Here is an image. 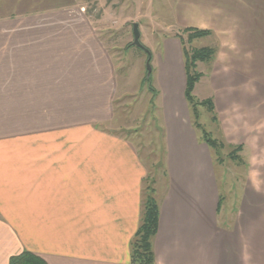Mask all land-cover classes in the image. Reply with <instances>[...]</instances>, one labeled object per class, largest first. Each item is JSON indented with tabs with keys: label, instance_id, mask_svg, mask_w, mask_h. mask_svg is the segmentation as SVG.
<instances>
[{
	"label": "crops",
	"instance_id": "1",
	"mask_svg": "<svg viewBox=\"0 0 264 264\" xmlns=\"http://www.w3.org/2000/svg\"><path fill=\"white\" fill-rule=\"evenodd\" d=\"M176 20L239 36V51L252 53L234 64L262 88L230 119L235 138L218 109L230 102L214 99L216 122L227 144L243 146L241 167H264V0H176ZM98 21L81 0H0V264L24 250L48 264H132L147 168L131 139L103 127L114 117L118 81ZM168 85L175 88V74ZM179 127L169 119L156 263L264 264V210L239 209L232 227L221 225L212 151ZM244 242H254L246 262Z\"/></svg>",
	"mask_w": 264,
	"mask_h": 264
},
{
	"label": "rangeland",
	"instance_id": "2",
	"mask_svg": "<svg viewBox=\"0 0 264 264\" xmlns=\"http://www.w3.org/2000/svg\"><path fill=\"white\" fill-rule=\"evenodd\" d=\"M175 1L81 0L87 13L93 19L100 20L98 24H100L101 36L113 56L116 67L118 85L113 107L114 117L103 127L135 143L141 160L147 168L143 191L146 193L150 187H153L158 202L162 200L161 197L169 184V165L172 156L169 119H173L177 127L181 125L178 130L187 132L193 138L195 145L204 146L200 137L201 132L195 129L191 108L184 97L186 74L183 49L193 51L210 47L216 50V54L211 59L196 63V70L202 76L193 93L198 100L213 98L217 104L232 102L231 106L229 103L228 107L221 109L218 105L221 116L225 123L227 122L226 133L229 137L235 138L237 134L235 132L237 125L230 119L237 117V113L238 117L241 116L240 111H246L241 104H245V100L247 103L251 101L254 92L262 88L249 68L235 67L234 63L237 60L243 65L245 60L252 58L251 52L239 51L236 44L239 36H217L212 33L191 39L189 36L194 31L175 21ZM134 23L139 24L141 43L151 52V85L155 88L156 95L149 89V83L145 79L148 54L145 49L133 44ZM174 66L175 73L173 69L170 70ZM174 74L173 89L169 87L168 80ZM174 90L181 100L180 108L175 104L177 98ZM231 96L237 97V101H229ZM199 109L201 111L199 121L203 127L214 138L224 140L218 123L213 119V114L204 106H200ZM242 134L245 137V134ZM231 150L232 148L227 145L222 148L223 163L215 160L214 153L211 154L212 159H210L220 195L224 198L221 207L216 211L217 220L221 225L229 227L234 225L235 214L239 209L264 210V200L254 201L251 198L254 196L264 199V167L259 166L260 163L256 160L255 167L252 170L248 169L247 172L245 167H241V164L229 157L228 153ZM180 153L182 156L187 155L185 149ZM257 153L256 151L255 156ZM244 156L246 159L251 156L250 143L245 146ZM261 158H264V154ZM216 193L218 192L215 191V199ZM215 202L217 200L213 202V209L216 208ZM253 243L244 242V262L253 251L245 247Z\"/></svg>",
	"mask_w": 264,
	"mask_h": 264
},
{
	"label": "trees",
	"instance_id": "3",
	"mask_svg": "<svg viewBox=\"0 0 264 264\" xmlns=\"http://www.w3.org/2000/svg\"><path fill=\"white\" fill-rule=\"evenodd\" d=\"M189 30L194 31L189 36L191 39L204 36L210 33V31L205 29L191 28ZM215 54L216 50L210 47H202L194 49L193 51H189L185 48L183 49L186 74V85L184 95L187 102L189 103L191 112L193 114V124L196 129L200 130L201 140L205 142L211 149L212 153L215 154V160L218 163H223L224 157L222 156L221 151L222 148L227 145L232 148V150L228 153L229 157L237 163L241 164L242 156L240 155V151L242 150L243 146L227 144L224 140L214 138L212 134L209 133L199 121L201 115V111L199 109L200 106L206 107L208 111L213 114V119L217 121V114L215 112V104L213 98L198 100V98H196L193 93L196 84L202 76V74L196 70V63L198 61L209 60ZM145 79L149 83V89L153 92L154 95H156V90L151 85L152 77H146ZM154 194L155 189L153 187H150L148 189V192L146 193H144L143 191V211L141 222L131 242L130 260L132 264H157L153 247V240L157 234L159 227L160 206ZM223 199V195H219L217 210L221 207ZM9 264L48 263L43 257L29 250H24L19 254L11 256L9 259Z\"/></svg>",
	"mask_w": 264,
	"mask_h": 264
},
{
	"label": "water",
	"instance_id": "4",
	"mask_svg": "<svg viewBox=\"0 0 264 264\" xmlns=\"http://www.w3.org/2000/svg\"><path fill=\"white\" fill-rule=\"evenodd\" d=\"M133 34H134L133 44L138 46V47H141V48L145 49L147 54L149 55V57L147 59V77H150L151 73H152L151 52L140 41L141 32H140V28H139V24L138 23H134L133 24Z\"/></svg>",
	"mask_w": 264,
	"mask_h": 264
}]
</instances>
